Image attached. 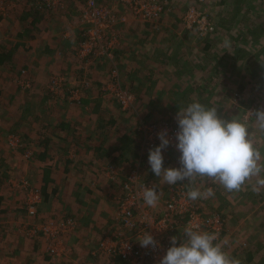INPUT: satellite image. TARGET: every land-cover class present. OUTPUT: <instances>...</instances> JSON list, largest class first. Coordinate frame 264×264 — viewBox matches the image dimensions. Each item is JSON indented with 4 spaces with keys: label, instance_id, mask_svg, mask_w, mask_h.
I'll use <instances>...</instances> for the list:
<instances>
[{
    "label": "rangeland",
    "instance_id": "rangeland-1",
    "mask_svg": "<svg viewBox=\"0 0 264 264\" xmlns=\"http://www.w3.org/2000/svg\"><path fill=\"white\" fill-rule=\"evenodd\" d=\"M39 1L47 3V0H26L24 3L34 11L40 9L36 6ZM50 1L51 4H45L47 6L40 12L52 14L59 21L64 13H69V18L60 27L61 35L56 36L65 39L56 40L50 56L52 64L46 63L52 68L51 74L48 71L45 76L60 74L68 81L86 76L90 85L81 89V96L84 94L83 99L86 97L89 101L98 98V105L95 104L92 110L101 112L94 114L116 117L117 140L127 142L123 143L121 158L105 163L107 177L124 171L122 188L114 204L115 216L108 232L115 226L123 183L132 169H138L141 180L150 183L155 193L134 213L137 220L142 219L144 212L160 217L178 185L173 184L175 177L181 176L180 185L183 186L180 188L186 190L195 213L202 219L217 217L220 224L217 232L205 231L206 227L193 232L184 225L169 228L167 235L177 252L176 264H264V0H205L202 3L198 0H160L165 6L158 21L135 16L129 0H96L112 5L119 17L115 35L110 34L112 48L109 53L112 52L113 61L117 60L120 68L118 84L134 96L132 106L123 109L126 117L112 104L114 94L105 88L113 83L110 75L113 61L108 51L98 50L90 57L89 64L78 55L84 31L91 26L81 20L87 0ZM234 1L232 7L230 4ZM17 4L18 0H4L3 14L7 17L11 12L15 13ZM66 4H70L72 10L67 11ZM191 5L206 12L212 22L213 28L205 34L198 32L196 24L189 26L185 20ZM230 11L237 14L232 22ZM122 16L124 20L120 19ZM139 20L150 23L145 27ZM102 37V43L106 45L107 36ZM139 37L147 38L141 42ZM115 50L119 55L114 54ZM156 53L163 60L151 68L148 63ZM130 55L128 62L126 57ZM142 59L146 62L143 66L139 63V67L137 61ZM44 80L34 81L31 97L36 104L27 106L21 125L12 123L14 115L11 121L0 119V146L8 147L7 152L2 150L3 147L0 151V264H119L118 258L101 251L100 241L106 233L97 240H90L85 233L88 229L86 221L64 215L63 196L55 198L61 203L52 198L35 219L29 218L20 206V200L14 201L8 192L9 186L23 190L14 184L15 178L27 177L35 184L23 175L22 169L24 160L32 157L33 146L35 142L37 144L36 138L32 140L29 131L26 135L21 128L26 124V118L38 124L52 119V112L60 113L57 108L60 104L55 100L61 94L50 92L49 80L46 84ZM63 93L69 94L70 90L66 88ZM196 105L204 115L194 112ZM76 109H71V113L87 114ZM196 115L199 116L194 119ZM150 120H167L178 126L181 132L176 144L149 148L139 126ZM11 133L20 136L21 146L13 148L9 144L7 137ZM193 178L194 197L189 194ZM97 183L91 184L90 194L103 187ZM163 187H168V195L162 202L160 200L163 207L159 212L153 210V203ZM10 191L13 193L14 190ZM18 193L22 198V191L18 190ZM95 216L90 214L89 217ZM65 217H72L75 222L62 237L67 246L63 257L70 263H65L64 259L59 262L60 258L52 259L45 251L41 236L29 237L19 226L23 221L33 223ZM72 236L75 237L72 242L77 246L75 255L67 244L71 243ZM197 236L201 243L195 242Z\"/></svg>",
    "mask_w": 264,
    "mask_h": 264
},
{
    "label": "crops",
    "instance_id": "crops-1",
    "mask_svg": "<svg viewBox=\"0 0 264 264\" xmlns=\"http://www.w3.org/2000/svg\"><path fill=\"white\" fill-rule=\"evenodd\" d=\"M25 1L18 0L14 10L16 12L13 14L11 12L7 17L3 12L0 13V119L11 121L10 118L14 115L12 123L15 125H21L24 121L27 106L35 102L31 97L32 89L35 88L33 87L34 81L45 79L46 84L49 80L52 68L48 67L46 63L52 64V57L50 56L54 52V46L56 47V40L64 38L56 36L61 35L60 27L65 25L69 18V13L60 15V21H62L60 25V21L56 20L54 15L35 9L32 11V8L24 3ZM69 9L72 10L70 4L66 7L67 11ZM139 21H142L140 23L145 27H148L150 23L149 21ZM58 29H60L59 32H57ZM74 30L72 29V31ZM139 38L143 42L147 37ZM134 39L138 40V37ZM160 44L159 42L158 46ZM116 53L115 50L114 54ZM131 56H127L126 61L130 62ZM162 60V57L156 53L151 56V62L149 61L148 64L152 68L154 64L157 65ZM137 62L138 65L140 63L143 66L146 61L142 59ZM140 65L139 67H141ZM48 71L50 74L47 75V79L45 74ZM23 81L26 83L23 84ZM83 98L84 94L80 101L71 100L68 93H62L55 100L60 104L57 105L60 113L57 111L52 112V119L47 118L46 121L36 124L31 123L32 120H29L28 117L26 118V124L22 125L21 128L26 135L29 131L30 138L34 141L36 138L37 144L35 142L33 146L32 157L24 160L22 169H24L23 175L30 177L42 189L43 200L38 204V214L40 209L45 208L52 198L63 196L62 212L64 215H73L86 221L88 229L85 230V233L88 234L90 240H97L111 228L109 226L112 225L115 216L114 204L118 196L117 193L122 188L124 173L121 170L115 176L107 177L104 173L105 163L117 157L121 158L124 144H127V142L122 141L123 144L117 140L118 132L115 129L118 125V119L116 117L96 115L101 111L99 109L92 110L95 104L98 105V98L90 101L86 97ZM111 102L126 117L127 113L121 108L117 99L113 98ZM75 108H77L76 110L81 109L87 114L77 115L71 113L70 110ZM47 115L50 116V113H47ZM1 148L7 152V145L0 146V151ZM10 151L15 152L12 149ZM187 175L190 177L188 173ZM191 175L193 176L194 173ZM95 181H98L97 184H101L103 187L98 190L95 189L90 194V186ZM182 181L181 176H178L175 177L173 184L180 185ZM190 182L192 190L189 188L191 191H189V194L194 197V178ZM188 185L187 182L186 186ZM9 188L8 192L12 194L14 201H17L18 198L20 206L25 212L24 191L13 186H9ZM10 190H14L13 193ZM18 190L22 191V198L19 197ZM158 192L159 196L156 197L157 201L153 203V210L162 212L163 206L160 200L162 202L163 198L167 197L168 187H163ZM89 194L92 198L89 197ZM1 200L2 195L0 194V204ZM59 202L61 203V201ZM90 214L96 216L89 217ZM74 239L75 237L72 236L71 243H67L73 255H75V249L77 248L72 242ZM199 239L200 237L195 242L197 243ZM199 242L201 243V241ZM86 243L88 244V242ZM65 248H67L66 245ZM64 255L60 257L59 262L64 259L65 263H70L71 261L64 258ZM70 258H72V255ZM176 261L177 259L172 264H176Z\"/></svg>",
    "mask_w": 264,
    "mask_h": 264
},
{
    "label": "built area",
    "instance_id": "built-area-1",
    "mask_svg": "<svg viewBox=\"0 0 264 264\" xmlns=\"http://www.w3.org/2000/svg\"><path fill=\"white\" fill-rule=\"evenodd\" d=\"M0 0V11H3ZM135 16L151 21H158L161 17L165 3L160 0H129ZM205 0H198L202 3ZM51 4L47 0L39 1L36 6L40 9ZM119 17L114 7L108 4H100L96 0H87L81 13V20L85 24L91 25L84 31V36L78 45V55L89 64L90 57L98 50L108 51L111 61L114 60L112 52V38L115 35V24ZM120 19L124 20L122 16ZM185 20L188 25L196 24L200 34H205L213 28L207 13L191 5L185 13ZM85 26V25H84ZM83 26V28H84ZM104 31L100 34V31ZM111 34V35H110ZM107 36V44L102 43L103 37ZM109 42L111 43L109 45ZM101 53V52H100ZM110 70L112 85L109 89L122 109H128L133 104L134 96L132 92L123 88L119 83V65L112 62ZM89 86L86 76L82 78L74 77L68 81L60 74L51 75L48 82L50 92L62 94L67 88L70 90L71 100H81V89ZM143 135V140L149 148L161 146H173L176 144L181 129L167 120H150L139 126ZM9 144L13 148L22 145L23 141L18 134L11 133L7 137ZM15 185L24 191V203L26 215L29 218L38 219V204L43 200V193L40 186L31 183L27 177L15 178ZM183 185H176L173 196L167 200L166 208L160 217L153 213L144 212L141 220L135 218L134 213L143 204L154 197V187L150 183L142 181L138 169H132L126 176L123 183V193L120 196L121 204L116 217L114 228L106 233L100 241L101 251L118 258L119 264H170L177 255L171 238L167 235L169 228L184 225L185 229L193 232L202 230L217 232L219 219L217 217H207L202 219L194 211L192 201L188 198ZM197 214V215H196ZM72 217H65L61 220L47 219L37 220L33 223L23 221L20 223V230L29 237L41 236L45 245L46 253L52 258H60L66 251L65 242L62 240L63 232L74 225ZM205 225V226H204ZM203 240H206L203 237Z\"/></svg>",
    "mask_w": 264,
    "mask_h": 264
},
{
    "label": "trees",
    "instance_id": "trees-1",
    "mask_svg": "<svg viewBox=\"0 0 264 264\" xmlns=\"http://www.w3.org/2000/svg\"><path fill=\"white\" fill-rule=\"evenodd\" d=\"M236 3V1H234L233 3H231L230 5L233 7V5ZM231 8V7H230ZM37 11H41L40 9H37ZM230 14H231V22L236 18V16H237V14H236V12H234V11H230ZM237 56V55H236ZM244 57V56H243ZM132 76H134V75H132ZM194 112H198V114H202L203 113V115H204V112H200V110H199V106L198 105H196V107H195V110H194ZM199 116V115H198ZM197 115L196 116H194V119H196L197 117H198ZM199 238V237H198ZM198 238H196V240L198 239ZM251 255V252L249 253V256Z\"/></svg>",
    "mask_w": 264,
    "mask_h": 264
}]
</instances>
